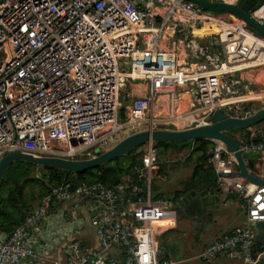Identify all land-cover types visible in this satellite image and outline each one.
I'll use <instances>...</instances> for the list:
<instances>
[{"label":"built area","instance_id":"2783aa9c","mask_svg":"<svg viewBox=\"0 0 264 264\" xmlns=\"http://www.w3.org/2000/svg\"><path fill=\"white\" fill-rule=\"evenodd\" d=\"M204 1L236 6L239 0ZM221 15L186 0H0V160L19 153L82 161L113 146L124 128L182 131L211 125L216 112L235 119L251 115L246 105L256 99L248 96L264 84L248 74L264 69L256 65L264 57V38L231 14ZM250 16L264 24V0ZM204 26L215 33L196 35ZM121 100L129 106L119 123ZM239 151L264 156V143L247 142ZM206 154L216 187L246 202V224L195 258L262 264L264 248L254 244L253 226L264 222V187L237 176L223 144L214 142ZM155 164L149 142L140 167L113 188L51 189L17 227L0 233V264H38L35 244L50 247L62 230L72 233L81 219L69 214L84 197L99 249L85 252L70 242L64 260L50 263L176 264L157 249L174 203L150 198ZM57 203H66L67 212L54 208Z\"/></svg>","mask_w":264,"mask_h":264},{"label":"crops","instance_id":"0c3cea01","mask_svg":"<svg viewBox=\"0 0 264 264\" xmlns=\"http://www.w3.org/2000/svg\"><path fill=\"white\" fill-rule=\"evenodd\" d=\"M264 69H259L258 72L262 73ZM264 86V85H263ZM140 93L138 95H144L145 91L143 86H139ZM264 91V88L263 90ZM128 102L125 100H121L120 102V111L118 115H120L122 121L125 119V115L128 110ZM118 120V117H117ZM141 131V130H140ZM152 143V142H151ZM116 145V143L114 144ZM109 147L108 149H111L112 147ZM154 146V143H153ZM144 148V146H143ZM211 148V147H210ZM194 149L193 145L190 146V153H192V150ZM135 151V155H139L141 153L140 158L143 155V151L141 149V152L139 154H136L137 149L133 150ZM131 153V152H129ZM127 153V154H129ZM207 153V151H206ZM205 153L204 156L207 154ZM126 154V155H127ZM201 155V154H200ZM196 155L193 165H192V172L191 175H189L187 178L183 180V182L178 181V185L176 186H170L168 184H165L168 182L169 174H167L164 171H161L160 167L157 165V153H156V169L153 172L151 181H150V198L153 200H171L173 204V217L167 221V223L163 224L168 229L166 231H163L158 235V237H162L164 234L173 232L172 230H175L177 228V223L182 216L186 217V224L188 229V235L191 237L188 239V245L189 249H191V252H195L194 256L191 258L193 260H197L195 257L199 254H201L205 248L211 244L212 242L222 239L226 236H229L233 230L237 229H243L246 224L245 220V214H246V202L244 200H241L240 197H237L236 195L228 194L225 190H220L216 187L215 179L213 176V171L211 168L207 165V163L204 162V164L198 163V156ZM124 157V156H123ZM188 157V156H187ZM186 157V158H187ZM95 158V157H94ZM140 158H138L136 161L139 162L128 174H125L121 176L118 180V182L126 177L129 176L131 173L134 172L136 168L140 167ZM186 158L185 162L187 161ZM86 159V158H83ZM93 159V158H92ZM88 160V159H87ZM247 160H254L256 162L258 161H264V157L262 156H255L252 158H248ZM75 161V160H74ZM84 161V160H82ZM22 162V161H19ZM26 163V162H23ZM111 163V162H110ZM29 164V163H28ZM171 165L176 164L171 162ZM34 166V165H33ZM35 169L32 171V177L35 179H38L35 175V171H41V167L34 166ZM104 167V166H103ZM201 167V168H200ZM107 168V167H106ZM104 168V169H106ZM205 172H209V175H203ZM70 174V173H69ZM74 175V174H72ZM75 176V175H74ZM157 178L158 180L162 181V187L161 192L157 193L156 195L152 196V182L154 181V178ZM117 182V183H118ZM116 183V184H117ZM66 184H71L73 186H79L82 184L86 185H100L104 188H107V186L102 185L101 183H85V182H78L76 178L70 177L69 179H66L62 183L50 188L48 192L42 196L38 202H36L35 206L32 205V201L28 200L30 204V210L25 212L24 215L31 213L34 211L40 204L41 200L47 196L51 189H56L65 186ZM115 184V185H116ZM114 185V186H115ZM113 186V187H114ZM111 186V188H113ZM37 191V190H36ZM35 191V193H36ZM205 192L211 197H214L217 199V203L206 206H201L199 201L194 196L190 202H188L183 207H178L177 202L185 197V195L193 192V193H199V192ZM37 194V193H36ZM88 197L84 198H78L74 203H76V206L78 207L77 213H70L69 217H75L74 219H81V223L77 228H74L73 232L69 235L65 230H62L60 234L55 238V241L53 242V245L50 247H44V244H41V242H37L35 244V252L40 257V261L38 264H52L49 261H57L61 262L64 260L63 255V248L66 244L70 242H79L81 246L84 248L85 252H91V251H97L99 249L97 238L95 235L94 229L91 227V218H92V207L91 204L88 202ZM211 202V201H209ZM66 203H57L53 204L54 208H62L64 209V212H67V204ZM26 211V210H24ZM56 214V213H55ZM54 215V214H53ZM60 215V212L56 214L57 217ZM65 222V221H64ZM21 223V222H20ZM66 223V222H65ZM42 226V225H41ZM15 228V227H14ZM13 228V229H14ZM91 235L92 237L89 238L88 236ZM207 237H211L209 240H207ZM190 241V242H189ZM157 242V240H156ZM259 248V246H257ZM157 249L159 253V257H162L163 255L160 253L158 243H157ZM46 251V252H45ZM113 256L117 257V253L113 252ZM165 259H168L172 261V259L168 257H164ZM222 260L226 258H218L216 260ZM212 261V262H214ZM231 261V260H230ZM174 262V260L172 261ZM204 262V261H203ZM235 263L240 264L238 261H233ZM211 263V262H210ZM177 264V263H176ZM242 264V263H241Z\"/></svg>","mask_w":264,"mask_h":264},{"label":"water","instance_id":"95a60500","mask_svg":"<svg viewBox=\"0 0 264 264\" xmlns=\"http://www.w3.org/2000/svg\"><path fill=\"white\" fill-rule=\"evenodd\" d=\"M186 1L196 5L202 11H209L215 14L228 13L237 16L242 20L243 25L248 31L264 38V24L260 25L250 16L252 7L254 5L258 7L261 4V0H239L236 6L210 4L203 0ZM262 125H264V109L246 119H228L223 114L216 112L212 115L210 126L196 127L185 131H140L123 138L114 147L95 158L84 161H70L48 157L39 158L19 153L8 154L0 160V183L5 170L14 162L22 161L44 169L79 175L100 166L106 168L110 162L119 159L135 149H137L136 154H139L141 147L149 142L184 143L205 140L222 142L227 151L233 153L238 164V176L253 185L264 187V161L247 160L244 162L239 152V144L228 135L230 131L250 133L253 129V131H258L256 138L262 139L264 138V127H261ZM194 196L203 207L213 204L212 202L217 203L216 198L211 197L205 192L201 191L198 194L191 192L177 202L178 207L185 206ZM253 240L257 246L264 248V222H258L254 225Z\"/></svg>","mask_w":264,"mask_h":264},{"label":"trees","instance_id":"16d2710c","mask_svg":"<svg viewBox=\"0 0 264 264\" xmlns=\"http://www.w3.org/2000/svg\"><path fill=\"white\" fill-rule=\"evenodd\" d=\"M157 144L163 145L164 150L168 151L169 156L170 149H177L180 155H182L181 150L184 151L186 149L185 154L189 156L190 146L193 145L194 149L192 152L201 154L197 160L201 165L206 160V156L204 155L207 149L211 147V143L205 140L186 143L159 142ZM135 157V151H132L125 155L124 158L122 157L123 160L122 158L116 159L109 163L106 169L100 166L75 176L68 172L42 169V179H35L31 176L32 171L35 169L33 165L23 162L12 163L5 170L0 183V233H10L14 227H17L22 222L25 216L24 213L30 210V204L27 199L35 203L38 202L50 188L70 177L76 178L78 182L101 183L107 186V188H111V186L113 187L118 182L121 176L130 173L139 163ZM203 175H209V172H205ZM27 183L36 185L37 194L34 193L33 188L28 194L25 193L24 190Z\"/></svg>","mask_w":264,"mask_h":264},{"label":"rangeland","instance_id":"374dc122","mask_svg":"<svg viewBox=\"0 0 264 264\" xmlns=\"http://www.w3.org/2000/svg\"><path fill=\"white\" fill-rule=\"evenodd\" d=\"M208 3H210V2H208ZM219 5H221V4H219ZM206 12L210 13V14L212 13L209 11H206ZM223 14L221 15L222 18L227 19L228 17L223 15ZM231 16L234 17L233 20L235 22L243 24V22L240 18H238L237 16H234L232 14H231ZM257 65H260V64H257ZM252 78L257 79V81H260L261 83L264 84V71L262 73H260L258 71H254ZM263 88H264V86L262 88H258L257 86H254V88L252 89V91H254V93L263 95V97H261L260 101L254 102V105L257 107L258 106L261 107V105L264 106V91H262ZM117 122H119V123L122 122L120 115H118ZM142 129H143V126L124 128L119 134H117L115 136L114 144L115 143L117 144L123 138L129 136L134 131H140ZM230 135L232 137H235V138L237 136L236 133H234V132H230ZM157 143L158 142H154V149L157 153V165H158V167H160L161 171H164L167 174H169L168 182H166L165 184H168L170 186H176L179 183L178 181L183 182V180L185 178H187L189 175H191L192 165H193L194 159H195L197 154L195 152H192L188 156V154L187 155L185 154L186 149H184V151L181 150L182 155H180L177 149H170L169 150L170 156H169L168 151L164 150L163 145L157 144ZM184 143H186V142H184ZM112 144L113 143H110L108 146L111 147ZM141 149L143 151V146L141 147ZM140 156H141V153L135 157L136 160L138 158H140ZM122 157H120L119 159H121ZM123 158H122V160H123ZM128 158H130V157H128ZM183 158H186L187 161L185 162V159L182 160ZM171 162L176 163V164L171 165L170 164ZM123 167H125V165H123ZM35 175L38 179H42L41 171H35ZM161 187H162V181L158 180L155 177L154 181L152 182L151 195L154 196L157 193L161 192ZM32 188L34 189L33 191L35 193L36 185H32V183H27L25 185V190H24L25 193L28 194V192ZM36 193H37V191H36ZM35 204H36L35 202H32L31 206L33 207V206H35ZM188 229H189V227H187V224H186V217L182 216V218H180L178 223H177V228L175 230H172L173 232L166 233L162 237L156 238L160 253L164 257L166 256V257L172 259V261L174 260V262L177 264H238V263H235V262L230 261L228 259L227 260H225V259L220 260L219 259V260H216V261L211 262V263L203 262L201 259L193 260L192 256H194L195 252H191V249H189L188 239L191 238L192 236L190 237L187 234ZM88 237L91 238L92 236L89 235ZM210 238L211 237H207V240H209Z\"/></svg>","mask_w":264,"mask_h":264},{"label":"clouds","instance_id":"9594fccd","mask_svg":"<svg viewBox=\"0 0 264 264\" xmlns=\"http://www.w3.org/2000/svg\"><path fill=\"white\" fill-rule=\"evenodd\" d=\"M248 76H249V78L250 79H253L252 78V74H248ZM256 86V85H255ZM257 87L258 88H262V87H260V86H258L257 85ZM254 88V86L252 87V89ZM254 92V91H253ZM256 94V93H255ZM256 95H261V94H256ZM255 95V96H256ZM261 99V98H260ZM260 99H256V100H254V101H252L250 104H248V105H246V111H248V110H251L252 111V113H251V115H249V116H247V117H245V118H242V119H246V118H248V117H251L252 115H254L255 113H257L258 111H260L261 109H264V106L263 105H261V107L260 106H255L254 105V102H257V101H260ZM218 113H220V112H218ZM222 114V113H221ZM224 115V114H223ZM225 116V115H224ZM226 117V116H225ZM226 118H228V117H226ZM228 119H235V118H228ZM211 121H212V118H211ZM210 126V125H209ZM261 127H264V125H262ZM194 128H196V127H194ZM190 129H193V128H190ZM187 130H189V129H187ZM182 131H185V130H182ZM140 132V131H139ZM230 132H234V133H236V138L235 137H232L231 135H230ZM230 132H228V135L229 136H231L236 142H237V144H239V150H240V147L243 145V144H246L247 142H252V143H255V144H260V143H264V138H262V139H258V138H256V133H258V131H253V129L251 130V132L250 133H244V131H230ZM130 135H132V134H130ZM209 143H211V147H212V144L214 143V142H219V141H208ZM219 143H221V144H223L222 142H219ZM224 145V144H223ZM226 148V147H225ZM208 149H210V148H208ZM208 149H207V151H208ZM108 150V149H107ZM106 150V151H107ZM227 150V149H226ZM105 152V151H104ZM104 152H102V153H104ZM228 152V151H227ZM240 152V151H239ZM101 153V154H102ZM229 153V152H228ZM229 154H231L232 155V157L234 158V156H233V153H229ZM240 154H241V152H240ZM100 155V154H99ZM98 156V155H97ZM241 156H242V158H243V161L244 162H246L247 161V159L249 158H252V157H255V156H262V157H264L263 155H260V154H256V155H252V156H245V155H243V154H241ZM206 158H207V155H206ZM234 160H235V158H234ZM235 162H236V160H235ZM205 163H206V160H205ZM236 164H237V162H236ZM238 165V164H237ZM237 165H236V173H237V176H238V169H237ZM210 167V166H209ZM214 176V175H213ZM239 177V176H238ZM240 179H242V180H244V181H246L244 178H241V177H239ZM247 183H249L248 181H246ZM250 184H252V183H250ZM256 186V185H255ZM258 187H262V186H258ZM242 200V199H241ZM245 220H246V214H245ZM256 224V223H255ZM254 224V225H255ZM236 230V229H235ZM235 230H233L232 232H234ZM253 231H254V226H253ZM255 244V243H254ZM256 245V244H255ZM257 246V245H256ZM259 248H262V247H259ZM258 248V249H259ZM264 263V262H263ZM262 263V264H263Z\"/></svg>","mask_w":264,"mask_h":264},{"label":"bare ground","instance_id":"6f19581e","mask_svg":"<svg viewBox=\"0 0 264 264\" xmlns=\"http://www.w3.org/2000/svg\"><path fill=\"white\" fill-rule=\"evenodd\" d=\"M196 35L198 36H204V35H211L213 33H215V28H212V29H209L207 26H204L201 30H198V31H195ZM250 42H247V45L249 44ZM257 64H260V65H264V57L261 58ZM256 64V65H257ZM261 97H263V95H249L248 98L249 99H260Z\"/></svg>","mask_w":264,"mask_h":264},{"label":"flooded vegetation","instance_id":"af4514ba","mask_svg":"<svg viewBox=\"0 0 264 264\" xmlns=\"http://www.w3.org/2000/svg\"><path fill=\"white\" fill-rule=\"evenodd\" d=\"M256 5H254L252 8H254Z\"/></svg>","mask_w":264,"mask_h":264}]
</instances>
